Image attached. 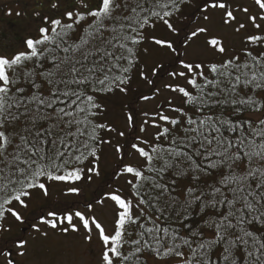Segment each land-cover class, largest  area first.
Wrapping results in <instances>:
<instances>
[{
    "label": "snow or ice",
    "instance_id": "1",
    "mask_svg": "<svg viewBox=\"0 0 264 264\" xmlns=\"http://www.w3.org/2000/svg\"><path fill=\"white\" fill-rule=\"evenodd\" d=\"M49 2L50 11L33 12L18 45L0 50L4 264H86L73 259V237L99 242L88 264H145L149 254L163 264H264V0H252L255 11L200 0L195 9L205 22L219 10L222 24L244 35L239 47L210 36L205 44L215 55L190 60L178 48L209 33L185 23L192 0ZM153 52L167 59L149 63ZM137 80L151 94L136 100L168 92L180 103L166 98L141 114L126 99ZM114 98H121L124 130L109 119L106 102ZM148 128L156 131L149 136ZM105 146L127 187L89 201L82 184L100 176ZM56 183L63 188L54 198ZM36 199L46 206L26 216ZM106 201L110 229L94 207ZM9 218L38 235H7ZM49 230L64 238L55 261L44 259L51 249L32 247L49 241Z\"/></svg>",
    "mask_w": 264,
    "mask_h": 264
},
{
    "label": "rangeland",
    "instance_id": "2",
    "mask_svg": "<svg viewBox=\"0 0 264 264\" xmlns=\"http://www.w3.org/2000/svg\"><path fill=\"white\" fill-rule=\"evenodd\" d=\"M197 1V2H196ZM196 3H200V0H195ZM233 6L242 5L248 6L252 11L255 9L252 6V0H232ZM11 10L12 15H6L7 10ZM23 12L26 13V16L17 17L16 12ZM34 11H41L46 12L50 11V2L49 0H0V50L4 51H11L12 47L19 44L20 39L26 34V29L31 24L33 20V12ZM198 14L196 15L195 21L189 26L190 30H194L198 26H206L209 28L208 34H202L198 38L191 43L187 49H181L184 52L183 58L186 60H190L193 58H211L215 55L210 49L207 48L205 41L210 36H217L224 40L225 45H233L236 47L241 46L242 36L244 33L236 34L232 31L231 27H227L222 24L221 22V15L222 13L219 10H209V15L211 16V20L209 22H205L203 20V13L196 11ZM239 15V14H238ZM167 57L158 55L157 53L153 52L150 57H148V62L151 63L153 60H165ZM163 83V80L160 81ZM136 88L142 90H149L147 85H144L143 82L135 84ZM144 93V92H143ZM150 94L151 92H146L144 94ZM170 98L173 100H177V97L172 96L168 92H162L161 95L157 96L155 99L149 101H135L136 106L139 112L142 114L143 112L147 111L149 114L155 112L158 105H164L165 99ZM120 102V99L117 100ZM121 111V110H120ZM143 119L142 115L137 116L136 122L138 124L141 123ZM117 123L123 124L124 128V119L121 117L120 119L116 120ZM121 130H124L121 128ZM156 130L154 128H148L147 135H151ZM127 134V132H126ZM129 159H133L129 157ZM117 158L113 152V149L110 146L106 147V152L102 158V172H107L108 174L105 175V178H108L112 169L116 168L117 166ZM94 184H87L86 182L82 184L84 189L83 191V198L86 200H91L92 193L98 191L96 185H98L99 181L102 180L101 177H93ZM117 185L121 186L122 188L127 187L125 184L124 177L117 180L115 185L108 188L111 190L115 188ZM63 188L61 184H53L52 192L53 197H58L60 192ZM45 201L43 199H36L30 205V208L24 212L26 216H30L33 214H37L41 208L45 207ZM96 207V214L98 219L110 229L111 222L113 218V206L110 202L106 201L105 206L103 208L94 205ZM12 226V232L7 234L9 236L21 233L25 235L26 238H31L32 236H36L38 234L34 233L33 229L28 226L27 223L24 225L17 224L9 218L7 222ZM43 227V226H42ZM49 241H42L40 239H36L32 241V247L37 250V252H46L48 249H51V252L44 256L45 260L55 261L60 259L61 257L58 255L60 252L59 242L62 241L64 238L54 235L51 230ZM76 241V249L73 252L72 256L73 259L78 261H84L86 264L88 262H94L97 260L99 252H100V244L98 241L95 240L92 242L91 246L83 244L78 237H73ZM149 261L152 264H163L162 261H159L153 257H148ZM23 261H26V264H32V260L29 258H20ZM0 264H4V259L0 257Z\"/></svg>",
    "mask_w": 264,
    "mask_h": 264
},
{
    "label": "trees",
    "instance_id": "3",
    "mask_svg": "<svg viewBox=\"0 0 264 264\" xmlns=\"http://www.w3.org/2000/svg\"><path fill=\"white\" fill-rule=\"evenodd\" d=\"M197 2V1H196ZM195 0H192V5L189 6L188 8L185 9V14L187 16V19L185 20V23L188 25V27L195 21L196 19V15L198 14L196 12V9H195V6L199 3H196ZM158 33L161 34V35H170L169 33H166L165 30L163 28H159L158 29ZM178 52H181V48H178ZM141 81L137 80L135 81L134 85H133V89H132V94L129 98H126V99H131V100H135L138 102V100H136L135 98L138 97L140 94H142L143 92L146 93V92H150L148 90H142L143 87L141 86L139 88H136L135 84H138L140 83ZM150 90V89H149ZM143 93V94H144ZM149 94V93H148ZM151 94V93H150ZM149 94V95H150ZM120 99V102L118 103L117 100ZM173 104L174 105H178L180 103V100L179 98L177 97V100H173ZM107 106L109 107L110 109V113H109V119H112V120H118L120 119L121 117H123L122 115H120V110H121V98H114V99H111L109 101L106 102ZM117 122V121H116ZM137 123V122H136ZM120 125V127L122 129L123 128V124L121 123H118ZM138 124V123H137ZM156 130V129H155ZM127 136V134H126ZM121 144L124 143L123 140L120 141ZM106 147H104V153L106 152ZM104 155V154H103ZM103 158V156H102ZM118 167V163H117V166L116 168ZM116 168L112 169V172L110 173L109 177L108 178H105L104 176L107 175L108 173L105 172L103 173L102 172V166H101V174L99 177L102 176V180L99 181L98 185H96V188H98V191L92 193V198L91 200L89 201H94L96 200L98 197L101 196L102 194V191L104 190H108V188L112 187L113 185H115L116 181L123 178V177H120L119 179L116 178V175H115V170ZM87 184H94V179L91 181V182H86ZM126 188V187H125ZM194 220H199V217L198 216H194L193 217ZM9 221V220H8ZM7 221V222H8ZM148 257H153L151 254L147 255L144 257L145 259V264H152L150 261H149V258ZM154 258V257H153Z\"/></svg>",
    "mask_w": 264,
    "mask_h": 264
}]
</instances>
